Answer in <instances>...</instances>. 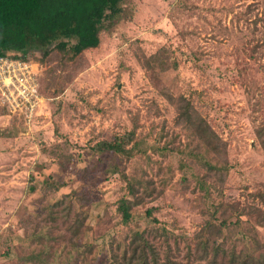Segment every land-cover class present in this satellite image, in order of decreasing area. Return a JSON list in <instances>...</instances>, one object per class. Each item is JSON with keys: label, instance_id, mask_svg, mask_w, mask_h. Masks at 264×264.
<instances>
[{"label": "rangeland", "instance_id": "rangeland-1", "mask_svg": "<svg viewBox=\"0 0 264 264\" xmlns=\"http://www.w3.org/2000/svg\"><path fill=\"white\" fill-rule=\"evenodd\" d=\"M121 7L98 48L30 49L44 99L31 122L0 103V264H135L136 231L158 264H205L203 238L264 244V0ZM116 139L132 156L93 151ZM129 180L140 201L125 225Z\"/></svg>", "mask_w": 264, "mask_h": 264}, {"label": "trees", "instance_id": "trees-1", "mask_svg": "<svg viewBox=\"0 0 264 264\" xmlns=\"http://www.w3.org/2000/svg\"><path fill=\"white\" fill-rule=\"evenodd\" d=\"M122 1L0 0V58L26 61L31 48L47 49L53 43H56L55 47L60 52L71 54L72 57L88 49L98 48L102 31L111 28L115 20L120 17ZM48 55L49 52L46 50L43 57ZM187 104L189 107H186L182 114L189 124L194 125L197 136H208L207 123L198 117L193 118L190 111L191 105ZM258 137L264 150V128H259ZM93 151L112 152L117 156H132L133 153V150L126 149L123 139L99 142L94 146ZM194 157L202 158L200 160L202 164L212 169V165L202 156L194 154ZM115 173H118L117 167L112 170V174ZM130 181H128V189L135 196V200L122 198L118 206V212L125 225L133 220L132 209L140 201L138 190ZM30 190L34 191L35 187L31 186ZM151 212V210L148 211V215ZM152 221L157 223L155 218ZM78 226L79 223L75 227ZM80 226H83V223ZM223 226V223L216 225L208 222L203 229L222 233ZM163 231L166 232V230ZM200 246L202 254L198 261H203L205 264H264V244H260L256 239L253 240L250 249L246 245L244 249H240L236 243H233L230 250H225L222 245L214 243L210 251L207 238L200 241ZM150 255L152 263L149 262ZM124 256H126V250ZM157 256L155 246L146 240L144 231H136L130 262L136 260L135 264H158Z\"/></svg>", "mask_w": 264, "mask_h": 264}, {"label": "built area", "instance_id": "built-area-1", "mask_svg": "<svg viewBox=\"0 0 264 264\" xmlns=\"http://www.w3.org/2000/svg\"><path fill=\"white\" fill-rule=\"evenodd\" d=\"M39 65L0 58V103L10 112L31 122L43 102Z\"/></svg>", "mask_w": 264, "mask_h": 264}]
</instances>
